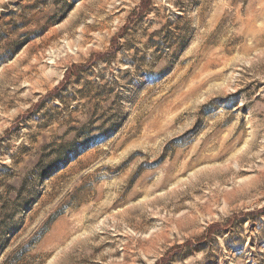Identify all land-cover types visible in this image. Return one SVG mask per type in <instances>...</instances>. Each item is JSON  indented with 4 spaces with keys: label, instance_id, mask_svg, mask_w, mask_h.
Segmentation results:
<instances>
[{
    "label": "rangeland",
    "instance_id": "374dc122",
    "mask_svg": "<svg viewBox=\"0 0 264 264\" xmlns=\"http://www.w3.org/2000/svg\"><path fill=\"white\" fill-rule=\"evenodd\" d=\"M0 264H264V0H0Z\"/></svg>",
    "mask_w": 264,
    "mask_h": 264
},
{
    "label": "bare ground",
    "instance_id": "6f19581e",
    "mask_svg": "<svg viewBox=\"0 0 264 264\" xmlns=\"http://www.w3.org/2000/svg\"><path fill=\"white\" fill-rule=\"evenodd\" d=\"M229 144H230V140H226V139H223V140H221L220 142H217V143H214V144H212L210 147H207V150L208 151H213V150H215V149H217V154H215V156L218 158V157H221L222 155H224L225 154V152H226V150H227V146H229ZM205 151V150H204ZM196 155V154H195ZM213 156V155H212ZM181 169V168H180ZM175 170V169H174ZM177 170V169H176ZM158 184V183H157ZM216 190H215V193H213L212 195H210L205 201H204V203H196V207L197 208H191L190 210H189V212H187V213H185V214H183V215H181V216H179V217H177V218H175L174 219V223L177 225V227H179L180 226V224L182 223V221L183 220H188V219H190V218H193V216H194V212H195V210L198 212V211H200L201 209L203 210V209H207L208 207H209V205L211 204V202L212 201H214V199H215V197H216ZM226 192H229V191H226ZM231 192H232V190H231ZM216 194V195H215ZM226 195V194H225ZM230 195V194H229ZM144 202V205H146V204H148L149 202H151V203H149L151 206H154L153 204H155L156 202H155V200L154 201H152V200H150V199H147V198H145L144 200H143ZM175 206H174V210L175 209H179V207H180V204H174ZM194 210V211H193ZM169 221H171V219H169V218H166V217H164V221H163V223H166V222H169ZM166 227V226H165ZM164 227V228H165ZM163 233V231H162V228H160L159 229V231L155 234V237H158L160 234H162ZM164 236V235H163ZM152 237H150L149 239L150 240H152L151 239Z\"/></svg>",
    "mask_w": 264,
    "mask_h": 264
}]
</instances>
